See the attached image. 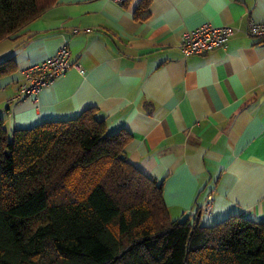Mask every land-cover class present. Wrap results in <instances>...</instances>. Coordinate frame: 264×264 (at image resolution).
Listing matches in <instances>:
<instances>
[{"label":"crops","instance_id":"1","mask_svg":"<svg viewBox=\"0 0 264 264\" xmlns=\"http://www.w3.org/2000/svg\"><path fill=\"white\" fill-rule=\"evenodd\" d=\"M144 1L55 0L0 40V60L12 57L16 67L0 76L6 130L95 107L107 131L130 132L126 157L163 180L172 219H263L264 39L245 29L264 21V0ZM205 22L236 31L225 48L184 55L182 33ZM63 44L81 71L66 70L36 103L11 101L24 70Z\"/></svg>","mask_w":264,"mask_h":264},{"label":"trees","instance_id":"2","mask_svg":"<svg viewBox=\"0 0 264 264\" xmlns=\"http://www.w3.org/2000/svg\"><path fill=\"white\" fill-rule=\"evenodd\" d=\"M54 2L0 0V40ZM15 68L0 60V76ZM130 138L95 107L10 133L0 116V264H264V218L172 219Z\"/></svg>","mask_w":264,"mask_h":264},{"label":"built area","instance_id":"3","mask_svg":"<svg viewBox=\"0 0 264 264\" xmlns=\"http://www.w3.org/2000/svg\"><path fill=\"white\" fill-rule=\"evenodd\" d=\"M112 1L123 3L126 0ZM235 31L236 29L229 25H214L210 22H205L184 31L178 47L184 55L203 54L214 48H225L229 38ZM245 34L264 39V21L256 22L250 20L245 29ZM71 67L81 71L79 64L70 59V50L67 44H63L54 54L24 70L26 81L19 86L16 96L11 101L28 98L36 103L39 99V93ZM211 209V195H208L207 201L201 210L208 214Z\"/></svg>","mask_w":264,"mask_h":264},{"label":"rangeland","instance_id":"4","mask_svg":"<svg viewBox=\"0 0 264 264\" xmlns=\"http://www.w3.org/2000/svg\"><path fill=\"white\" fill-rule=\"evenodd\" d=\"M220 220V219H219ZM219 220H216V221H214L213 223H215V222H217V221H219ZM210 224H212V223H210Z\"/></svg>","mask_w":264,"mask_h":264},{"label":"water","instance_id":"5","mask_svg":"<svg viewBox=\"0 0 264 264\" xmlns=\"http://www.w3.org/2000/svg\"><path fill=\"white\" fill-rule=\"evenodd\" d=\"M196 220H197V218H196Z\"/></svg>","mask_w":264,"mask_h":264}]
</instances>
